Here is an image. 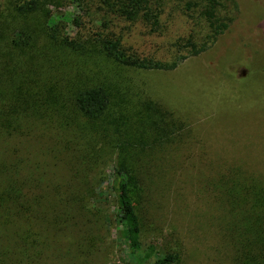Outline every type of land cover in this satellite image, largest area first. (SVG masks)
Returning <instances> with one entry per match:
<instances>
[{
  "label": "rangeland",
  "instance_id": "rangeland-1",
  "mask_svg": "<svg viewBox=\"0 0 264 264\" xmlns=\"http://www.w3.org/2000/svg\"><path fill=\"white\" fill-rule=\"evenodd\" d=\"M18 1L0 0L18 42L0 88V264H135L119 218L118 163L136 182L129 201L141 240L156 249L150 262L173 254V264H236L252 252L237 222L250 182H264V0H220L228 28L171 71L102 57L99 19L74 0L38 1L27 19ZM164 4L157 31L113 25L127 54L168 63L187 54L176 41H204L199 0ZM54 84L68 101L56 109L42 103ZM96 85L110 106L90 122L70 98Z\"/></svg>",
  "mask_w": 264,
  "mask_h": 264
},
{
  "label": "trees",
  "instance_id": "trees-1",
  "mask_svg": "<svg viewBox=\"0 0 264 264\" xmlns=\"http://www.w3.org/2000/svg\"><path fill=\"white\" fill-rule=\"evenodd\" d=\"M41 0H21L14 5V11L21 15L24 19L35 15L37 10L41 9L39 2ZM58 5L62 0H43ZM166 0H74L77 10L81 15L97 18L100 22L96 36L97 52L104 58L118 61L120 64L137 70H160L171 71L174 70L178 64L184 61L189 56H197L208 49V42L213 43L218 36H220L228 28L231 22V17L226 19L218 16V12L222 7L220 0H199L200 15L209 27V34L204 41L199 44L191 43L190 40L182 45V41H176V49L178 54L186 50V55H178L173 61L163 63L155 61L152 58H142L135 54H127L126 48L122 45L120 36L114 33L113 25L118 22L143 23L152 31H157L161 26V15L165 8ZM235 2V1H234ZM186 8L189 9L191 4L187 3ZM76 20L72 22L78 24ZM24 34V32L22 33ZM14 37V38H13ZM66 46L71 47L72 43L63 42ZM18 47V42L15 37V32L8 30V25L0 19V88L4 85L3 72L10 65L15 62L14 49ZM81 49L80 45L72 47L73 50ZM83 52V51H82ZM26 83V81L24 80ZM32 85V81H31ZM50 90H46L50 94V102H42L36 99L35 102H42L49 104L50 108L56 109L57 105L63 107L67 101L66 97L59 98L60 92L58 85H53ZM36 98V97H35ZM52 99V100H51ZM70 105H72L75 113H79L81 117L87 120L96 121L101 119L107 112L110 106V95L102 86H94L86 88L76 93H73L70 98ZM59 111L58 113H60ZM78 114V115H79ZM3 127L0 124V137H2ZM2 169L0 168V175ZM117 175V189H118V212L121 225L123 227L124 238L127 241L132 255L136 260L135 264H173L176 262V257L173 254H167L164 257L155 259L150 262L156 253V249L152 244L145 245L141 240V226L135 209L129 201V193L131 185L136 183L126 167L118 163L115 169ZM249 175L248 178H252ZM252 191L250 197L246 201L243 199V204L249 206L246 215H241V220L237 224L246 226L243 232L247 234L246 245L253 249L246 255L242 252L238 257L236 256V264H264V182H257L254 186L250 182ZM257 211V213L255 212ZM240 213L243 214L242 210ZM236 227H232L234 230ZM0 229V235H1Z\"/></svg>",
  "mask_w": 264,
  "mask_h": 264
}]
</instances>
